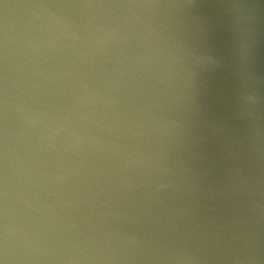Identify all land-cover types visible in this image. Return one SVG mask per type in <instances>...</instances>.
Wrapping results in <instances>:
<instances>
[{
	"label": "water",
	"instance_id": "obj_1",
	"mask_svg": "<svg viewBox=\"0 0 264 264\" xmlns=\"http://www.w3.org/2000/svg\"><path fill=\"white\" fill-rule=\"evenodd\" d=\"M0 264H264V0H0Z\"/></svg>",
	"mask_w": 264,
	"mask_h": 264
}]
</instances>
